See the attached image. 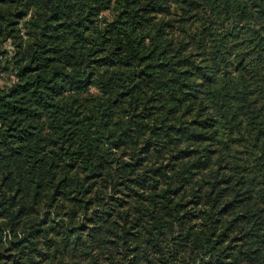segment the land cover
Returning a JSON list of instances; mask_svg holds the SVG:
<instances>
[{"label": "trees", "instance_id": "obj_1", "mask_svg": "<svg viewBox=\"0 0 264 264\" xmlns=\"http://www.w3.org/2000/svg\"><path fill=\"white\" fill-rule=\"evenodd\" d=\"M1 73L0 264H264V0H0Z\"/></svg>", "mask_w": 264, "mask_h": 264}, {"label": "rangeland", "instance_id": "obj_2", "mask_svg": "<svg viewBox=\"0 0 264 264\" xmlns=\"http://www.w3.org/2000/svg\"><path fill=\"white\" fill-rule=\"evenodd\" d=\"M1 48L2 49H6L7 48L9 50H12L11 45L8 46V44L7 45H2ZM11 78H12L11 74L1 73V75H0V85H5V84L9 83Z\"/></svg>", "mask_w": 264, "mask_h": 264}]
</instances>
